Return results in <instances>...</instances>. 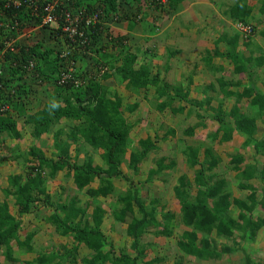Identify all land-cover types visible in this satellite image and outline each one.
<instances>
[{"label":"trees","instance_id":"16d2710c","mask_svg":"<svg viewBox=\"0 0 264 264\" xmlns=\"http://www.w3.org/2000/svg\"><path fill=\"white\" fill-rule=\"evenodd\" d=\"M48 1L52 0L35 2L27 0L18 7L14 5L17 16L15 20L21 23L18 30L40 26L38 29L40 32L35 35V43L23 47L16 44L13 51L7 50V46H4V38L6 37L7 40L8 37L15 36V32L12 31L14 24H8L9 35L6 31L7 27L0 26V53L2 49L5 51L4 55L0 54V84L2 86L0 87V133L7 132L12 138H21L16 116L20 115L23 118L26 113L20 110L21 101L19 100L31 91L32 84H37L38 81L42 86H53L54 96L57 101L63 103V106L58 103L52 106L50 101H46L44 109H39L29 115L26 122L34 126V137H39L52 124L62 119H71L75 123L70 125L71 129L66 139L61 140L63 133L60 131L55 134V146L59 150L56 155L58 158H48L43 151L32 146L25 155H22V158L30 163L25 176L17 174L9 177L10 185L3 190L5 200L0 202V256H3L0 264L18 261L12 249L14 240L21 251H34L32 245L34 232H28L24 238L20 236V232L23 224L22 217L38 212L36 209L40 205L52 210L47 216L48 223L53 225L62 237H71L73 243L70 248L63 246L64 249L60 251L39 252L36 258L31 262L27 261V264H76V256L82 246L89 250V256L83 260L84 264H153L159 259L144 261L147 253L145 245L140 242L142 236L153 226L163 228L162 232L161 230L153 232L155 235L163 233L170 237L176 225L179 226V224L187 228L180 233L177 241V248L181 253L194 256L199 260L220 259L223 255L233 253L234 250L229 247L217 250L212 244V236L216 234L230 238L235 236L236 231H239L240 239L244 241L249 234L254 235L255 231L263 227L264 218L255 219L253 213L258 208L264 210V187L261 198L251 186L242 185L243 191L250 193L247 199L231 198L226 190L225 179L213 171L219 159L212 148L204 146V160L200 161V148L187 145L182 150L187 165L190 168L196 166L199 168L196 170L193 183L182 175L173 187L178 202L181 204V212L179 214L165 213L157 209L156 201H152L150 205L146 204L140 195L141 183L135 184L133 178L125 174L122 169L123 163H126L127 168L137 174L140 165L148 160L152 153L158 151V146L151 137L140 139L138 146H133L131 131L135 124L125 116V110L122 108L123 102L117 98V89L103 86L102 81L116 76L124 83L125 88L140 91L150 85L157 86L160 80L157 76H151L148 63H143L139 67L135 66L138 53L130 51L131 47L127 45V34L122 33L120 29L123 26L128 31L137 28L138 22L144 21L147 14L149 16L148 10L162 9L163 0H69L65 2V5L57 8L59 16L60 12L63 14L66 10L72 11L74 15L82 13L79 16L81 21L76 23L79 25V33H82L81 37L79 33L75 35L78 44H73L70 39L64 38L62 21L58 27H53L52 24H40L42 17L47 15L44 8ZM167 1L170 9H174L180 2V0ZM247 1L238 0L236 6L232 8V16L249 26L247 18L250 17L251 9ZM37 3L40 15L35 18L28 7L34 12V5ZM0 8L1 21L2 12L6 11L1 1ZM11 10L8 9V15ZM261 12L264 13V0H262ZM95 15H97L96 22L92 20L90 23L86 22V19H92ZM33 21L35 24L32 23ZM143 23L141 26L144 30L148 23ZM249 27L255 30L254 26ZM105 39H107L106 42H104ZM239 39L240 36L235 37L230 45L235 46ZM69 44L87 50L81 64L73 71L70 70L71 63L77 62L80 57L76 50L70 51L68 56H62L65 50H71ZM246 45L249 46L250 42L247 41ZM121 47H123L121 51L112 53ZM140 49L141 47L137 46L136 52ZM90 50L97 55L96 58L88 56ZM231 51L230 56L237 57L234 58L237 63L234 73L239 75L245 72L246 68L243 54L236 53L234 48ZM120 54L124 56L120 58ZM220 55L218 48L207 52L203 61L208 69L215 68L210 63L213 57ZM98 56L101 58L98 59ZM30 62H34L32 73L36 77H31L29 81ZM118 63H120L119 66ZM91 65L92 68H90ZM105 67L107 69L101 77L91 76ZM65 74L71 75L72 79H65L63 82ZM218 83L222 96L229 98L252 96L253 109L255 105L259 106L258 110L255 109L256 111H262L264 108V93L255 91L252 85L248 84L241 94L227 89L231 82L224 75L218 79ZM239 83L236 84L237 88L242 87ZM175 89L176 94L172 95L168 91L170 90L168 86L160 87L159 96H166L168 99L158 103L156 107L159 112L169 109L174 115L186 114L188 118L196 115L199 119V123L196 124L198 126L188 128L185 133L192 135L198 128H201L200 133L206 132L207 121H210L212 126H217L210 134L211 142L217 141L219 137L220 142L231 141L233 132L236 130L248 136L245 143H252L253 124L256 119H248L249 117L243 115L237 105L229 113H225L222 102L213 106V101L221 97H213V84L202 90L204 97L201 100L189 98L188 90L184 92L181 86ZM177 101L181 103L175 105ZM138 108L139 104L135 103L127 111L133 113ZM258 114L261 116L259 112ZM241 118L242 121H240ZM174 133V129H169L163 139L168 134ZM220 133H222L221 136ZM73 145L76 151L74 156L70 154ZM84 147L89 153L93 151L99 154L103 164L95 163L93 155L88 156L84 162L77 163L78 153ZM261 147L264 145L262 144ZM17 158H19L18 155ZM242 161L241 156L232 157V162L241 163ZM175 165L176 161L167 157L157 159L155 168L149 171L147 181H152L155 175L172 169ZM60 171L64 172L66 179L72 181L77 192H85L90 197L93 205L91 212H89L90 202L82 204V200L76 196L66 198L67 201L52 202L51 195L47 192V183ZM260 174L261 179L264 180V168L261 169ZM244 175L250 177L248 173ZM115 179H124L128 185L127 189L115 194ZM193 184L197 192L191 197L189 191ZM113 194L116 200L114 199L110 204L111 213L115 221L127 224L126 235L132 239L131 247L136 252L135 255L125 250H121L119 254L116 253L114 244L101 228L107 211L99 200L106 199ZM10 201H13L17 207L18 216L11 213ZM232 207L240 211L239 215L236 214L237 217L230 215ZM159 214L162 217L161 221L157 217ZM235 225L240 226L238 230ZM238 249L244 251L241 247ZM244 253V264H257L248 253Z\"/></svg>","mask_w":264,"mask_h":264},{"label":"rangeland","instance_id":"374dc122","mask_svg":"<svg viewBox=\"0 0 264 264\" xmlns=\"http://www.w3.org/2000/svg\"><path fill=\"white\" fill-rule=\"evenodd\" d=\"M167 2L163 4L161 10H148L149 16L147 14L144 21H142L144 22L143 24L148 23L145 25L147 29L144 28L143 30L141 26L142 22H138L140 26L139 29L136 30L135 28L131 34L127 33V45L131 47L130 51L138 53L135 66L139 67L143 63H148L151 76H157L160 80L157 86L150 85V87L147 86L142 91L127 89L124 83L116 78V76L108 80H103L102 84L103 86H107V88L117 89V98L121 99L123 102L122 108L125 110V116L128 117L129 121L134 122L135 125L131 131L133 146L137 147L139 140L146 139L147 137L154 139L155 145L158 146V151L152 153L149 159L140 165L137 174H134L132 170L128 169L126 163L122 165L123 172L132 177L135 184L141 183L139 186L140 195L147 205H150L152 201H156L157 203L155 205H157L158 210L165 213L171 212L179 214L181 212V204L178 202L173 187L177 184L179 177L182 175L186 176V178L193 183L196 170L199 168V166L190 168L187 165L186 158L182 153L183 148L187 145L200 148V161L204 160V146L212 148L216 157L219 159L213 171L221 174V176H225L229 172L228 166H230L232 155H237V152L243 151L244 148L236 145L232 141L218 144L214 141L212 145L210 134L214 132L217 126H211L210 121H207L208 129L205 130L206 132L200 133L201 128H198L192 135L185 133L188 128L194 125L198 126L196 124L199 123V119H197L196 115L189 118L186 114L174 115L169 109L164 112H159L156 107L157 104L168 98L166 96L160 97L158 90L160 87L168 86L170 94L175 95V88L181 86L184 92L188 90L189 98L201 100L204 97L202 90H204L206 86L213 84V97L221 96L219 99L213 101V106H217L220 102L224 103L223 109L225 113H229L235 105L238 107L243 106V108L246 107L244 111H247V114L259 115V112L261 118L264 119V108H262V111H256L259 109V106L255 105V109H257H253V97L238 98V96H232L229 98L222 96L223 94L219 91L218 83V79L222 76L220 73L222 69L214 68L210 70L199 61L203 52L206 50L212 52L216 48L217 44L215 42L217 41V37H221L222 35L228 36L229 38L232 36H240V43L238 42L233 46L235 52H242L246 57L252 59L254 57L256 59L257 56L260 55L264 56V13L261 12L262 0H248L246 2L251 9L250 17L247 18L250 23L249 26L252 25L255 27L253 35L248 36L250 30L243 27V22L232 16V8L236 6L238 0H180L179 4H177L174 9H170ZM142 16H145V14H142ZM241 24H243V26ZM151 26L153 27L151 28ZM123 29H125L124 26ZM239 33H242V35ZM246 35L248 36V41L250 40L249 47L243 43L246 42ZM183 41L192 42V44L183 43L186 45V47H183V44H181ZM137 46H140L141 49L136 52ZM233 47L230 46L229 49ZM182 48H187L189 50L182 54L175 55L176 58L170 57V55H174L175 52H178L177 49L181 50ZM122 49L123 47L112 51V53H118ZM218 49L221 53H224L225 46L221 45ZM91 56L93 58L97 57L95 54H91ZM122 56L124 55H119L120 58H122ZM183 57H186L185 61L177 59ZM100 58L101 57L98 56V59ZM221 60L225 63H229L230 66L223 72L225 77L231 82L230 87L227 89L242 94L244 91L243 87L237 88L236 84L240 82V86H246L248 80L242 72L239 75L234 73L235 66H237L234 60L230 58H222ZM210 64L219 67L215 61ZM230 64H232L233 67H231ZM117 65L119 66L120 63ZM263 67L257 68L256 71L258 73L252 76V80L255 83L258 80V85L262 87H264ZM90 68H92V65ZM104 71H106V69H104ZM102 73L103 72L100 71L96 74H91V76L95 75L98 78ZM41 88L42 87L39 89ZM39 94L43 101L49 98L52 105L57 103L56 97L53 96L51 90L45 88L42 89ZM135 103L139 104V108L135 112L129 113L127 109ZM180 103L177 101L175 105H179ZM39 105L42 107L43 102H39ZM61 106H63L62 103ZM247 108L250 110H247ZM28 117L25 116L20 118V115L16 116L17 128L21 133L20 139L10 137L7 132L0 133V202L5 200L3 190L7 189L10 185L9 177L17 174L24 175L30 164L22 158V155H25L26 151L32 146H36L43 151L48 158H58L56 155L59 150L55 146V134L57 131H60L63 133H60L62 134L61 140H63V138L66 139L67 133L71 129L70 125L75 123L71 119H63L56 124H52L48 131L39 137H34V126L26 122ZM169 129H174L175 133L168 134L167 137L163 139V136H165ZM237 142L239 144L241 143L239 141H236V143ZM75 152V146L73 145L70 154L74 156V154H76ZM17 155L19 158H17ZM78 155L77 163L79 164L84 162L90 155H93L95 163L99 165L103 164L99 154L93 151L89 153L85 147L84 149H80ZM128 156L129 154L127 157ZM166 157L170 160H175L176 165L172 169L164 170L162 173L155 175L152 181H147L149 171L156 166V160ZM237 181L238 178L233 179L232 185H236ZM93 185L95 186L96 184ZM114 185L115 194L125 191L128 187L124 179H115ZM47 187V192L51 195V200L54 203L56 200L67 201L66 198L69 199L74 196L81 199L82 204H84V202H90L91 200L85 192H77L72 185V181L66 179L64 177V172L61 171L55 178L48 180ZM189 192L191 197L196 195L197 188L194 184ZM115 197L116 196L113 194V196L99 200V203L107 211L101 228L105 231L109 240L114 244L116 253L119 254L121 250H125L131 255H135L136 252L131 247L132 239L126 235L127 224L115 221L111 213L110 204L114 201ZM9 205L11 213L18 216V209L13 201H10ZM92 208L93 205L91 204L89 212L92 211ZM37 210L38 212L36 213H30L22 217L23 224L22 231L20 232L22 238H24L28 232H34L35 235L32 241L34 251H21L14 240L12 249L14 250V257L17 258L18 261L16 263L7 264H27L26 262L33 261L39 252H50L52 250L60 251L65 247H71L73 243L72 238L62 237L56 231L55 227L48 223L47 216L52 210L49 209V207L41 205L36 211ZM157 217L158 220L161 221V215L159 214ZM239 227L240 226L235 225L236 230H238ZM185 229L187 228L181 224H179V226L176 225L173 235L168 237L163 233L155 235L153 232L158 230L162 232L163 228L160 229L151 226L140 241L146 247L147 255L144 261L158 258L159 261L153 264H244V252H246L249 253L251 259L255 263L264 264L263 253L257 251L258 243L262 244L259 242V235L261 233L259 231H255L256 233L254 235L249 234L244 241H241V233L239 231H236L235 236L230 238L215 234L212 236V244L217 250L229 247L233 249L234 252L223 255L220 259L210 258L207 260H199L194 256L181 253L177 248V241L179 240L180 233ZM239 247L243 248L244 251L239 250ZM79 250L76 256V264H84L83 260L85 257L89 256V250L84 246ZM2 259L3 256H0V262H2Z\"/></svg>","mask_w":264,"mask_h":264},{"label":"crops","instance_id":"0c3cea01","mask_svg":"<svg viewBox=\"0 0 264 264\" xmlns=\"http://www.w3.org/2000/svg\"><path fill=\"white\" fill-rule=\"evenodd\" d=\"M139 27L140 26H137L136 30L139 29ZM133 30L128 31V29L126 28L125 31H123V32L124 33L130 32V34H131L133 32ZM235 37H237V36H232L231 38H229L228 36L222 35L221 37L218 36L217 41L215 42L218 44L216 46V49L218 47L220 48L221 45L225 46L224 53L220 52L221 55L219 57L218 56L213 57L212 62H211V63H213L215 61L217 66H219V67H215V69H218V68L222 69V72H220L222 75H224L223 72L225 70H227L230 66H229V63H225L221 59L222 58H224V59L230 58V59L234 60V58H237V57H231L230 56L232 54V51L229 49L231 46L230 44H232L231 40L234 39ZM183 43H188L189 45H190V43L192 44V42H186V41H183L181 44H183ZM183 47H186V45L183 44ZM188 50L189 49H187V48H182L180 51H178V53L182 54L183 52H186ZM207 52L208 51L206 50L200 56L199 61H201V63H203V66H205L203 60H204L205 56L207 55ZM236 53L243 54L242 52H236ZM243 58L245 61L244 65L246 67L245 73H243L245 77H249V75H250V77H252L256 73H258L256 71V69L262 68L264 65V56H261L257 59H255V57H254V59H252V58L246 57L243 54ZM177 59L185 61L186 57L177 58ZM230 65H231V67H233L232 64H230ZM240 67L242 68V66H240ZM49 87L50 86H48L47 89H49ZM256 89H257V91H262L264 93V90H263L264 87L258 85V80L256 81ZM238 108H240L241 113L243 115L245 114L249 117L248 119H250V118L256 119V122L253 124V141H252V143L250 142L249 144H247V143H245V141L248 139V136L246 134H243V132L236 131V130L233 132V137H232L231 141L233 143H235L236 145L242 146L244 148L243 151L237 152V155L241 156L243 158V161L241 163H239V162L235 163V162H232V158H231L230 159V166H228L229 172L228 173L226 172L227 174L225 176L224 175L221 176V174H220V176L222 179L223 178L225 179L226 190L231 195V198L242 199V200L247 199V197L250 193L246 190L243 191L241 185L242 186H251L252 189L256 191L257 196L259 198H261L263 187H264V180L261 179V174H260L261 169L264 168V147H261L262 144L264 145V119H262L261 116H258L256 114H254V115L247 114V111L246 112L244 111L245 110L244 108H246V107L243 108V106H239ZM248 108H247V110H250ZM248 112H250V111H248ZM240 121H242V118L240 119ZM237 126L238 125L236 124L235 127L237 128ZM221 135H222V133L220 134V136ZM220 140H221V138L219 137V139H217V141L216 140H214V141H216L217 144L223 143V142H220ZM214 141L211 143L212 145L214 144ZM236 141H239L241 143L240 144L238 142L236 143ZM229 142L230 141H228V142L225 141L224 143H229ZM233 156H235V155H232V157ZM244 173H248L250 177H245ZM235 178L236 179L238 178V181L236 182L237 184L232 185V181ZM239 213H240V211L237 210L236 208H234V207L231 208L230 215L232 214V216H235L236 214L239 215ZM237 215H236V217H237ZM253 216L255 217V219L256 218H264V210L259 209V208L256 209L255 212L253 213ZM257 231L261 232L259 235V242L262 243V244L258 243L257 251H261L263 253V258H264V226L261 227L260 229H258Z\"/></svg>","mask_w":264,"mask_h":264},{"label":"clouds","instance_id":"9594fccd","mask_svg":"<svg viewBox=\"0 0 264 264\" xmlns=\"http://www.w3.org/2000/svg\"><path fill=\"white\" fill-rule=\"evenodd\" d=\"M1 2H3V4H4V7L6 8V11H3L2 12V19H1V21H0V26H2V27H7L6 28V31H7V33H8V35L10 34V29H9V26H8V24H14V26H13V28H12V31L13 32H15V36H11V37H8L7 38V40H6V37L4 38V46H7V50H14L15 49V45L17 44V45H21L22 47L23 46H27V45H29V44H33V43H35V35L38 33V32H40L38 29H39V25H36V26H34L35 28H26V29H28V30H26V29H24V30H22V31H20V30H18V28H19V26H20V24L21 23H19V22H17V20H15V18H17V16H16V13H15V9H14V5L15 6H20V5H23L27 0H0ZM16 1H18L19 2V5H16L15 4V2ZM163 2L165 3V2H167V0H163ZM28 6V5H27ZM1 9V8H0ZM8 9H12L11 10V14L9 13V15L7 14V11H8ZM28 9H29V11L31 12V14L33 15V16H35V18H38L39 17V15H40V12L38 11V13L35 15L34 13L35 12H32L31 10H30V7H28ZM43 16V15H42ZM46 17V16H45ZM61 22V21H60ZM60 22H55V23H46V22H44V16L42 17V19H41V23L40 24H52V26L53 27H58L59 26V24H60ZM63 22V21H62ZM33 24H35V21H33L32 22ZM242 26H243V24H241ZM64 26V25H63ZM243 27H246V28H248L250 31H249V35L248 36H251V35H253V32H254V29H251L250 27H248V26H243ZM126 29V28H125ZM125 29H120L121 30V32L123 33V31L125 30ZM62 31H63V33H62V35L64 36V38H68V39H70L71 40V42L73 43V44H78V41L76 40V38H75V41H73V39H71L69 36H68V34L63 30V27H62ZM128 32H126L125 34H127ZM130 33V32H129ZM239 34H241L242 35V33H239ZM247 35H246V42L248 41V37ZM35 39V40H34ZM107 41V39H105L104 40V42H106ZM246 42L244 43L245 45H246ZM249 42H250V40H249ZM70 45V44H69ZM232 46V45H231ZM250 46V45H249ZM248 46V47H249ZM233 47V46H232ZM70 48H71V50H65L64 52H63V54H62V56H68L69 55V53H70V51H73V50H76L77 52H78V57H80V59H78V61L77 62H75V61H73L72 63H71V67L73 68V69H75V67L76 66H79L80 64H81V60H82V58L85 56V54H86V51L87 50H83L82 48H77V46L76 45H70ZM234 48V47H233ZM232 49V48H231ZM230 49V50H231ZM177 51H180V49H177ZM1 53L4 55V53H5V51L2 49L1 50ZM0 53V54H1ZM91 54H93V50H90L89 52H88V56H91ZM177 54H179L178 52L177 53H175V55H177ZM175 55H172V57H175ZM259 57H261V55L260 56H257V58H259ZM256 58V59H257ZM3 59V58H2ZM254 59V58H253ZM31 63L33 64L34 62H30V66H31ZM29 66V67H30ZM33 68H34V64H33V66L32 67H30L29 68V81H30V78L31 77H36V76H33V74L34 73H32V70H33ZM104 69H107L106 67L105 68H103L101 71L102 72H104ZM73 71V70H72ZM243 73H245V72H243ZM242 73V74H243ZM101 77V76H100ZM247 78V80H248V83H247V85L246 86H242L243 87V90L244 89H246V87L248 86V84L249 85H252L253 87H254V90L255 91H257V89H256V83L252 80V77H250V75H249V77H246ZM72 79V78H71ZM264 84V83H263ZM29 86H31L30 84H29ZM28 86V87H29ZM48 86H50L49 87V89L48 90H51V93L53 92V89H54V87L53 86H51V85H41V83L38 81V83L37 84H32V86H31V91H29V92H27L26 94H24L22 97H21V99L19 100V101H21V103H20V110L22 111V112H24V113H26V116L28 117L29 115H31L32 113H34L35 111H38L39 109H44V107H45V103H46V101H49V98L47 99V100H42L41 98H40V92H41V90L42 89H47V87ZM40 87H42L41 89H39ZM29 89V88H28ZM255 93V92H254ZM53 96H54V92H53ZM56 97V96H55ZM252 97V96H251ZM250 97V98H251ZM246 98V97H245ZM247 98H249V97H247ZM57 100V99H56ZM39 102L41 103V102H43V106L41 107V105H39ZM57 103L59 104V105H61V103L62 102H59V101H57ZM56 103V104H57ZM55 104V105H56ZM63 104V103H62ZM55 105H52V106H55ZM24 107H26V108H24ZM29 108V109H28ZM23 117H25V116H23ZM20 118H22V117H20ZM63 120V119H62ZM67 120V119H66ZM48 131V130H47ZM45 133V132H44Z\"/></svg>","mask_w":264,"mask_h":264},{"label":"built area","instance_id":"2783aa9c","mask_svg":"<svg viewBox=\"0 0 264 264\" xmlns=\"http://www.w3.org/2000/svg\"><path fill=\"white\" fill-rule=\"evenodd\" d=\"M37 1V0H34V2ZM69 0H52V1H48L47 2V5H46V8H44V12L47 13L46 17H44V22L46 23H55V22H60V21H63V30L68 34V36L73 39V41H75V35L76 33H79V30H78V24H76L77 22L81 21V18L79 17L80 15H82V13H79V14H72V11H69V10H66L63 14H61L60 12V16L58 15L59 12L57 10V8L60 6V5H65ZM66 2V3H65ZM16 5H19V2L16 1L15 2ZM39 11V6H38V3L36 5H34V14L36 15ZM96 18H97V15H95L92 19H86V22L90 23V21L92 20V22H96ZM80 37L82 36V33H79ZM33 64L31 63V66L32 67ZM29 67V68H30ZM70 70L72 71L73 68L71 67ZM71 79L72 76L71 75H67L65 74L64 78H63V82L65 81V79ZM0 87L1 84H0Z\"/></svg>","mask_w":264,"mask_h":264}]
</instances>
